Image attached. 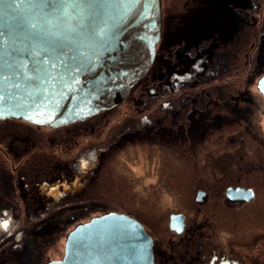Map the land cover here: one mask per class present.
I'll use <instances>...</instances> for the list:
<instances>
[{
  "label": "rangeland",
  "instance_id": "374dc122",
  "mask_svg": "<svg viewBox=\"0 0 264 264\" xmlns=\"http://www.w3.org/2000/svg\"><path fill=\"white\" fill-rule=\"evenodd\" d=\"M237 3L241 14L234 11ZM263 7L259 6V11ZM161 8L162 36L157 45L155 61L126 101L100 115L56 129L37 127L22 120L0 122V126L23 131L32 142L43 141L50 152L56 151L58 144H61L64 155L53 158L59 163L70 165L76 161L81 164L79 177H71L73 174L70 173L68 180L65 176L67 179L64 180V190L58 204L68 206L80 203L83 207L86 205L83 209L88 212L72 208L65 209L61 214L51 213L57 205L54 204L44 216L18 214L22 220L27 216V221L31 220L32 223L41 221V218L59 222L54 229L49 228L47 246L39 264L61 260L67 235L77 225L109 212L139 217L148 224L153 235L169 238V215L182 211L179 205L190 195V182L182 177L187 175V171L184 162L179 160L182 158L178 154L181 148L177 149L183 144H175L171 149L166 144L169 140L172 142L175 136L164 138L167 134L165 127L173 116L176 119L182 116V107H177L181 111L174 113V108L168 106L173 95L171 80L174 78V64L184 70L182 78L186 77L191 83L187 89L192 103L187 115L188 128L208 122V127L220 129L214 130L218 133L209 134L206 147L201 149L203 158L214 164L233 160L227 151L233 152L238 147L240 155L249 157L256 147V140L252 137L254 129L261 131L259 141L264 140V98L257 89V82L264 75V33L257 34L256 29L264 26V20L248 16L253 9L250 0H161ZM216 35H219L218 44ZM211 41L217 45L210 46ZM229 62L230 67L220 77L218 84L222 85L220 82H223L228 88L234 87L235 94L240 98L239 117L218 111L209 102L215 98L209 97L214 93L215 86L210 76L219 67H227ZM202 76L206 78L200 81ZM203 94H206V100L199 99ZM152 100L155 102L147 107ZM154 108L160 112L153 113ZM141 116L148 118V121L143 122ZM154 124L163 130L155 143L145 140L149 133L140 135L145 128ZM183 128L184 124L179 122L176 134L184 142ZM201 128L202 125L197 127L196 132L199 133ZM140 136L143 141H140ZM190 136H193V132ZM126 139L134 140L122 147L115 145ZM235 139L239 140V144L232 143ZM138 141L142 144H138ZM137 146L140 148L136 149ZM190 149V146L183 147L181 154L190 153ZM143 153H146V157ZM49 199L51 204L53 199ZM89 202H92L94 210L88 208ZM164 222L166 224L160 228L159 223ZM257 231L260 237L262 232ZM248 233V229L241 230L237 263L253 264L252 257L261 253L256 264H264V246L245 243L253 239L251 234L247 236ZM217 242L220 251L236 256L233 253V250L236 252V242L228 238L227 233H222Z\"/></svg>",
  "mask_w": 264,
  "mask_h": 264
},
{
  "label": "water",
  "instance_id": "95a60500",
  "mask_svg": "<svg viewBox=\"0 0 264 264\" xmlns=\"http://www.w3.org/2000/svg\"><path fill=\"white\" fill-rule=\"evenodd\" d=\"M161 36V0H0V121L56 129L115 108L148 74ZM257 89L264 98V75ZM48 264H155L153 240L109 212L77 225Z\"/></svg>",
  "mask_w": 264,
  "mask_h": 264
},
{
  "label": "flooded vegetation",
  "instance_id": "af4514ba",
  "mask_svg": "<svg viewBox=\"0 0 264 264\" xmlns=\"http://www.w3.org/2000/svg\"><path fill=\"white\" fill-rule=\"evenodd\" d=\"M250 3L253 9L248 16L264 20V7L261 11L258 9L259 6H264V0H250ZM235 5H233L234 11L241 14L239 3ZM256 29L257 34L264 33V26ZM216 36L218 44L219 35ZM216 42L211 41L210 46ZM230 64L229 62L227 67H219L214 74H211L210 77L214 79L215 86L214 93H211L209 97L215 96V98L209 102H212L214 109L239 117L240 98L235 94L234 87L228 88V85L225 86L223 82H220L222 85L218 84L220 77L224 76ZM173 75L174 78L171 80L173 95L167 104L170 108H174V113L181 111L177 110V107H182V116L177 118L179 121L176 116H173L165 127L164 131L167 134L164 138L171 139V135L175 136L172 142L169 140L166 144L171 149L175 147V144H183L177 149L182 150L183 147L189 148V146L192 149L190 153L181 154V150L178 153L182 156L179 160H182L187 167H185L187 175L182 177L190 182V187L189 184L187 185L190 195L185 202L181 201L179 206L182 207V211L169 215L167 220L169 238L153 235L145 221L139 217L135 218L142 223L147 234L152 237L155 264H238L241 230L248 229L247 236L251 234L250 237H253L245 243L264 246V140L259 141L261 131L257 132L254 129L252 133V137L256 140V147L249 157L240 155L238 147L233 152L227 151L233 156V160L217 164L209 163L211 160L203 158L201 149L206 147L209 134L218 133L214 130L220 129L208 127V122L205 124L200 122L195 128H188L187 115L190 113L192 103L189 101L190 92L187 89L191 87V83L186 77L182 78L184 70L182 71L177 64L173 65ZM200 78L201 81L206 77ZM205 95L198 97L206 100ZM154 102L155 100H152L151 103H147V107ZM156 108L152 111L155 114L160 112L155 110ZM141 118L143 122L148 121L145 116ZM179 122L184 124L181 130L186 136L183 137L184 142L180 141L176 134ZM201 125L200 132H196V128ZM155 126L154 124L150 128H142L144 131L140 132V135L143 132L149 133L145 140H153L155 143L160 131H163ZM191 132L193 136H190ZM140 139L143 141L141 136ZM235 140L232 143L239 144V140ZM132 141L126 139L121 143H114L122 147L126 145V142ZM140 141L137 143L142 144ZM45 145L43 141L40 143L30 141L23 131L0 126V264H39L44 248L47 246L49 228L54 229V226L59 224L58 221L53 222L48 218H41V221L32 223L31 220L27 221V216L22 220L18 214L44 216L54 204L57 205L52 208L51 213L61 214L65 209L73 210L72 208L88 212L83 209L86 205L83 207L80 203L68 206L58 204L62 198L60 194L64 190L65 178L68 177L70 180V173L73 174L71 177H79L81 164L76 161L70 165L59 163L53 158L64 155L61 144H58L56 151L52 152L47 150ZM138 148L140 147L137 146L136 149ZM143 156L146 157V153H143ZM49 197L53 199L51 204ZM88 208L94 210L92 202H89ZM173 215L183 216L180 225L179 222L176 225L177 222L172 220ZM165 224L166 222L159 223V227L162 228ZM257 230L262 232L260 237ZM222 233H227V237L236 242V252L233 250V253H236L237 258L231 252L226 254L220 251L217 240ZM260 254L252 257L253 264L257 263Z\"/></svg>",
  "mask_w": 264,
  "mask_h": 264
},
{
  "label": "bare ground",
  "instance_id": "6f19581e",
  "mask_svg": "<svg viewBox=\"0 0 264 264\" xmlns=\"http://www.w3.org/2000/svg\"><path fill=\"white\" fill-rule=\"evenodd\" d=\"M103 112H101L100 114H102ZM100 114H98V115H100ZM139 163V162H138ZM141 169H142V167H140ZM66 243V242H65ZM64 249H65V244H64Z\"/></svg>",
  "mask_w": 264,
  "mask_h": 264
}]
</instances>
